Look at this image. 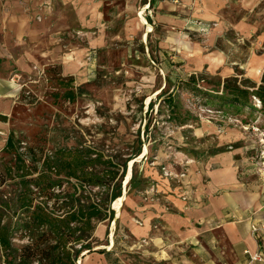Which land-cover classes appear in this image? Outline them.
<instances>
[{
	"label": "rangeland",
	"instance_id": "obj_1",
	"mask_svg": "<svg viewBox=\"0 0 264 264\" xmlns=\"http://www.w3.org/2000/svg\"><path fill=\"white\" fill-rule=\"evenodd\" d=\"M150 1L0 0V114L7 116L0 120V151L15 130L45 150L83 145L132 156L119 212L100 223L77 264L198 263L197 244H177L162 256L154 239L168 244L170 234L154 226H165L167 213L180 217L206 203L210 171L220 164L214 160L231 155L245 126L264 127L252 110L220 106L182 83L193 74L260 81L263 0L222 3L221 19L205 18L212 4L201 0ZM66 77L84 93L73 103L53 95ZM166 91L177 94L189 117L184 124L160 106ZM145 225L153 231L137 237L135 227Z\"/></svg>",
	"mask_w": 264,
	"mask_h": 264
},
{
	"label": "trees",
	"instance_id": "obj_2",
	"mask_svg": "<svg viewBox=\"0 0 264 264\" xmlns=\"http://www.w3.org/2000/svg\"><path fill=\"white\" fill-rule=\"evenodd\" d=\"M207 80L193 74L182 83L220 106L239 113L250 109L264 117V70L259 82L243 83L235 76ZM73 82V77L58 79L56 102L73 103L84 94ZM163 105L172 121L184 124L189 119L174 91L162 93ZM6 119L0 114V120ZM131 158L83 145L45 150L11 130L0 151L1 263L77 264L93 247L100 223L114 219L112 203L122 195Z\"/></svg>",
	"mask_w": 264,
	"mask_h": 264
},
{
	"label": "crops",
	"instance_id": "obj_3",
	"mask_svg": "<svg viewBox=\"0 0 264 264\" xmlns=\"http://www.w3.org/2000/svg\"><path fill=\"white\" fill-rule=\"evenodd\" d=\"M203 1L207 5L212 4L211 8L205 9V18L221 19L218 7L229 0ZM236 2L261 4L260 0ZM149 3L156 6L158 1L151 0ZM238 28L244 27L239 25ZM230 148L231 155L226 156L224 161L214 160L220 164L210 171L214 181L210 183L212 189L205 195L206 203L198 208H186L180 217L167 213L165 226H154L170 234L168 244L158 236L154 239L162 256L170 257L175 253L173 250L177 244H197L200 260L198 263L186 261L185 264H249L250 255L246 251L260 257L252 264H264V230L254 231V228L264 225V165L259 157L258 141L245 131L244 136L235 140ZM193 220L202 226L195 227ZM151 228L152 225L135 227V234L145 238Z\"/></svg>",
	"mask_w": 264,
	"mask_h": 264
},
{
	"label": "built area",
	"instance_id": "obj_4",
	"mask_svg": "<svg viewBox=\"0 0 264 264\" xmlns=\"http://www.w3.org/2000/svg\"><path fill=\"white\" fill-rule=\"evenodd\" d=\"M245 129L256 138L259 145V151H260V158L263 160L264 165V127H262L259 123L253 122L249 124L248 126H245ZM264 230V225L261 226V228H254V231ZM247 254L250 255V262L249 264H252L254 261H257L260 259L258 254L251 255L249 251H246Z\"/></svg>",
	"mask_w": 264,
	"mask_h": 264
},
{
	"label": "bare ground",
	"instance_id": "obj_5",
	"mask_svg": "<svg viewBox=\"0 0 264 264\" xmlns=\"http://www.w3.org/2000/svg\"><path fill=\"white\" fill-rule=\"evenodd\" d=\"M150 7V6H149ZM143 9V8H142ZM138 15V14H137ZM139 17V16H138ZM142 20H143V22L144 21H146L145 20V18L142 16ZM133 163V162H132ZM131 167V166H130ZM131 173L129 172L128 173V175H127V177H126V180H125V184L124 185H126L127 183H128V181H129V179H130V175ZM246 192H244V194H245ZM242 196V195H241ZM124 199H125V195H123V196H120L117 200H115V202H114V208L116 209V211H117V213L119 212V210H120V207H121V205H122V202L124 201ZM236 202V201H235ZM141 226V225H140ZM217 237V236H216ZM228 240V239H227ZM221 243V242H220ZM227 244V243H226ZM114 247V245H113V240L111 239V242H110V244L109 245H107V248H111V247ZM230 246V245H229ZM228 246V247H229ZM112 247V248H113ZM230 249V248H229ZM228 251V250H227ZM95 256V255H94ZM98 256V255H97ZM92 257V256H91ZM100 257V256H99ZM93 259V258H92ZM96 259V258H95ZM86 260V259H85ZM84 260V261H85ZM94 260V259H93ZM91 263H93V262H91Z\"/></svg>",
	"mask_w": 264,
	"mask_h": 264
},
{
	"label": "water",
	"instance_id": "obj_6",
	"mask_svg": "<svg viewBox=\"0 0 264 264\" xmlns=\"http://www.w3.org/2000/svg\"><path fill=\"white\" fill-rule=\"evenodd\" d=\"M112 209H115V208L113 207ZM97 249H98V248H97ZM86 253H87V252H84V253L82 254V256H84Z\"/></svg>",
	"mask_w": 264,
	"mask_h": 264
}]
</instances>
